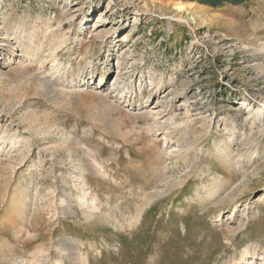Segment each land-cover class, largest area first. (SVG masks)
I'll return each mask as SVG.
<instances>
[{
	"label": "rangeland",
	"instance_id": "374dc122",
	"mask_svg": "<svg viewBox=\"0 0 264 264\" xmlns=\"http://www.w3.org/2000/svg\"><path fill=\"white\" fill-rule=\"evenodd\" d=\"M64 246L263 251L264 0H0V264H73Z\"/></svg>",
	"mask_w": 264,
	"mask_h": 264
},
{
	"label": "bare ground",
	"instance_id": "6f19581e",
	"mask_svg": "<svg viewBox=\"0 0 264 264\" xmlns=\"http://www.w3.org/2000/svg\"><path fill=\"white\" fill-rule=\"evenodd\" d=\"M191 4L188 3H183V2H177L175 5V8L179 11V12H183L186 11L188 9V6ZM248 188V187H246ZM245 188V189H246ZM97 199V198H96ZM234 199V198H233ZM84 200V199H83ZM72 202V201H71ZM66 204H68L70 206V203L67 202ZM84 204V203H83ZM72 207V206H71ZM97 207V206H96ZM64 210H67V208H65ZM85 214H87L88 216H92V213H87L85 212ZM144 211H142L139 216L138 219H141V217L143 216ZM90 218V217H89ZM139 221V220H138ZM67 245V244H66ZM61 253L63 255L64 258H66L68 261L72 262L73 264H88L89 263V259L83 257L81 254H79L78 251H76L73 247H65L64 248H60ZM43 251V250H42ZM50 251V250H49ZM249 251V250H248ZM246 250L245 254L242 255V257L240 259H238L237 261L234 262V264H264V249L262 252H257V249H253V251L248 252ZM46 252V251H45ZM37 253V252H36ZM259 253V254H257ZM38 255V254H37ZM37 255H35V258ZM247 255H251L250 258H247ZM47 256V255H46ZM44 256V257H46ZM258 256L259 259H257L258 261H255V257ZM39 259V258H38ZM37 259V260H38ZM43 259V258H42ZM57 259V258H56ZM55 259V260H56ZM31 260V261H30ZM29 261L26 262H15L13 264H48V262L50 263V259L48 257H46L43 261H32V259H30ZM55 262V261H52ZM54 264H61L60 262H55Z\"/></svg>",
	"mask_w": 264,
	"mask_h": 264
},
{
	"label": "trees",
	"instance_id": "16d2710c",
	"mask_svg": "<svg viewBox=\"0 0 264 264\" xmlns=\"http://www.w3.org/2000/svg\"><path fill=\"white\" fill-rule=\"evenodd\" d=\"M183 1H190V2L198 1L203 5L210 6L213 8H219V7H223L226 4L240 5L248 0H183Z\"/></svg>",
	"mask_w": 264,
	"mask_h": 264
}]
</instances>
